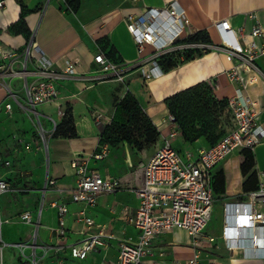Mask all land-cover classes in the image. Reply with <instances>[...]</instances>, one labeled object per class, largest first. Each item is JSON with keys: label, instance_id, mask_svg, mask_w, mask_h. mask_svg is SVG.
Listing matches in <instances>:
<instances>
[{"label": "crops", "instance_id": "crops-1", "mask_svg": "<svg viewBox=\"0 0 264 264\" xmlns=\"http://www.w3.org/2000/svg\"><path fill=\"white\" fill-rule=\"evenodd\" d=\"M4 5L0 8V52L11 49L19 50L21 53L36 48L39 55L55 64L57 68L64 65L66 60L76 63V70L84 77H70L58 85L61 100L57 104L44 105L39 108L42 114V123L47 131H52L53 121L60 125L63 119L59 111L71 108L75 121L77 138H52L48 143V157L44 165L35 155L33 160L25 161L22 165L28 170L15 171L13 169V157L8 156L4 147L3 139L12 134V138L18 145L30 144L34 147L36 138L32 120L22 112L16 104H13V114L10 115L3 109L0 112V154L4 161L11 162L10 167L1 166L0 175L11 182L18 189L27 190L17 194H6L1 197L0 209L4 219H12L24 211H31L33 217L38 219L43 190L46 185L47 175L51 176L56 187L63 190L60 193L56 188H48L45 192V208L40 216L41 228L39 230L41 242H51V228L59 225L57 210L50 205L53 202L65 203L69 207L66 217L67 228L72 231L76 228L74 213L82 208L81 204L72 202L71 190L76 187L77 173L73 167L75 160L84 161L91 170H99L103 174H109L121 180V189L112 195L101 196L96 208L90 209L89 215L95 220L96 226H108L109 231L118 238L136 239L139 231L129 224L124 209H128L133 215L139 206V201L131 192V188L139 184L137 174L131 170L124 175H115L105 166L106 160H96L94 156L99 152L102 125L93 118V113L98 112L113 118L114 106L120 103L128 95L133 96L147 115H151L158 107L165 106V100L175 94L191 88L199 83L214 80L216 83L215 94L218 98L234 96L237 86L232 84L227 72L234 67L229 61L227 53L219 50L224 42L219 23L230 21L231 28H244L250 32L257 24L264 28V0H139L132 3L130 0H80V8L77 13L66 10L63 0H0ZM172 1H177L185 11L187 27L182 32L178 48L171 53L168 60L176 62L177 67L171 71H163L160 67L154 71L152 78L146 80L142 73L137 71L130 74L125 82H106L98 84L91 80L98 66L94 63V57L98 53H104L111 57H118L121 62L135 63L139 60L136 43L127 29L126 17L130 14H143L146 8L163 9ZM25 10V22L30 33L29 37L23 34L11 32L9 28L21 18L22 9ZM198 33L208 34L212 44L192 43L190 38ZM249 38H247V42ZM147 49V53L150 52ZM201 51V55L195 54L192 60L183 62L184 58L191 52ZM27 61L29 71H34V60L26 59L24 53L14 62L12 68L16 70L19 64ZM9 63V61H5ZM1 64H4L2 62ZM259 73L258 82L249 88L251 96L260 102L264 101V56L256 61ZM148 69H152L151 66ZM18 80L16 91L21 89L22 80L11 81V86ZM28 82L32 84L33 78ZM0 104L5 99V88L0 86ZM4 90V92L2 91ZM169 114L167 109L160 113L159 121H163ZM53 120V121H52ZM154 123L156 120L152 119ZM261 124L264 128V114ZM170 126V125H169ZM167 132L161 131V141L154 153L162 147L163 136ZM38 141L40 137L36 136ZM183 138L175 142V147L181 150H189L190 146L182 147ZM12 141V140H11ZM42 143V141L40 140ZM15 143H10L11 147ZM43 144V143H42ZM180 146V147H179ZM195 146H206L198 142ZM192 147V148H193ZM113 150V149H112ZM111 150V151H112ZM11 151V150H10ZM246 152V151H244ZM244 152H236L220 163L215 172V205L212 220L217 214L219 220V235L208 231L218 240V249L224 251L225 256H217L220 264H264V242L257 248L247 246L243 249L229 250L222 240V232L225 224L224 209L230 204L245 198L246 193L254 191L257 184L264 183V139L252 152L254 165L248 175L244 176L241 166L244 162ZM111 153V152H110ZM109 153V154H110ZM108 154V155H109ZM35 160V161H34ZM146 161V162H147ZM129 162V161H127ZM30 163V165H28ZM28 166V167H27ZM130 166V165H129ZM133 168V167H132ZM27 171L30 176L27 179L15 181L16 175H23ZM254 180L248 182L251 175ZM220 189V191H217ZM128 194L134 200L132 203H124L119 195ZM29 198L32 203L26 204ZM18 202L20 206L14 214L6 213L3 200ZM37 204H40L37 206ZM53 214V222L49 223L47 215ZM7 225H24L14 222ZM29 227V226H27ZM31 228V227H30ZM32 236V228L30 229ZM256 231L243 230L241 237L253 236ZM257 233H259L257 231ZM264 237V230L260 232ZM186 233L176 230L168 237L155 242V252L167 251V259L185 261L193 256V249L188 246V241L183 237ZM80 237L70 232L66 238L69 242H75ZM31 238H29L30 240ZM27 240V241H29ZM25 241V242H27ZM17 243V242H7ZM21 243V242H20ZM186 243V244H184ZM214 251V250H213ZM114 258L115 250L110 252ZM155 258V256H154ZM54 264H59L57 257H51ZM101 255L91 254L86 261L70 259V264H99ZM44 263L43 261L40 263Z\"/></svg>", "mask_w": 264, "mask_h": 264}, {"label": "built area", "instance_id": "built-area-1", "mask_svg": "<svg viewBox=\"0 0 264 264\" xmlns=\"http://www.w3.org/2000/svg\"><path fill=\"white\" fill-rule=\"evenodd\" d=\"M63 2L65 4V0ZM3 5L4 1H0V8ZM126 22L128 32L136 43L139 60L135 63L115 62L104 53H98L94 57L98 69L91 77L98 84L125 82L130 74L137 71L146 80L152 78L154 71L159 68V59L179 47L178 42L188 24L185 11L177 1L170 2L163 9L146 8L143 14H130L126 17ZM219 26L224 42L218 48H222L229 61L234 64L227 72V77L237 86L235 95L226 98L228 108L225 134L213 146L178 149L174 144L179 138H183L182 130L176 117L169 112L162 122L174 128L168 135L162 134V147L147 162L139 165V184L131 188L139 206L133 215L126 208L123 212L129 224L139 231L137 238L121 239L112 234L107 225L96 226L88 211L97 207L99 197L117 193L122 187L121 180L99 170L89 169L85 160H75L73 167L78 179L70 194L73 203L82 205L74 213L76 228L72 231L67 228V204L53 202L50 206L57 210L59 225L50 229L51 242H41L40 216L46 204L45 192L48 188L64 192L56 187L55 180L48 174L38 219L33 217L31 211H24L12 219H4L0 209V264H3L7 248H17L24 260L31 264H39L51 257H57L59 264H70V259L86 261L91 254L96 253L101 255L99 264H220L217 256L205 251L219 248L216 244L218 238L207 232L215 205L214 170L236 152H253L264 139V128L261 124L264 101L255 100L249 93V88L256 85L259 78L256 61L264 56V28L257 24L246 33L242 27L235 30L231 28L229 20L220 22ZM148 48L151 49L149 53L146 52ZM22 53L26 59L34 60V71L28 70L27 62L23 64L21 71L13 70L14 62ZM0 60L10 62V74L0 73V84L6 92L5 99L0 104V112L5 109L12 115L13 104H16L32 120L40 140L48 146L49 141L54 138L58 124L52 120L53 129L47 131L43 126L39 108L57 104L61 100L58 90L60 82L85 75L79 74L76 63L70 60L57 68L43 55H39L36 48L21 53L16 49L0 52ZM7 66L9 64H2L0 70ZM149 66L152 69H148ZM5 78L10 81L9 85ZM29 78L34 79L32 84L28 82ZM15 79L23 81L19 91L11 86V81ZM208 84L215 93V81L210 80ZM59 116L64 119L66 111L61 109ZM93 118L103 127L113 121V118L98 112L93 113ZM112 149L109 144L100 145L94 158L103 160ZM1 166L10 167L11 162L4 161L0 154ZM130 167H133L132 164ZM25 191L27 190L18 189L0 175V200L3 195ZM244 195L243 200L224 209L226 217L222 240L229 250L247 246L257 248L264 242V237L260 234L264 230V183L260 182L256 190ZM14 222L32 228L29 241L7 243L3 240V226ZM176 230L184 231L190 239L188 243L192 245L194 254L188 260H169L167 251L156 253L154 250L156 241L168 237ZM243 230H255L256 233L244 238L241 237ZM70 232L80 238L75 242L67 241ZM112 250L116 252L114 258L109 255Z\"/></svg>", "mask_w": 264, "mask_h": 264}, {"label": "rangeland", "instance_id": "rangeland-1", "mask_svg": "<svg viewBox=\"0 0 264 264\" xmlns=\"http://www.w3.org/2000/svg\"><path fill=\"white\" fill-rule=\"evenodd\" d=\"M21 57V56H20ZM8 61V60H7ZM4 62L3 60H0V66L2 65L1 63ZM27 61L23 62L26 63ZM5 63V62H4ZM9 66L3 68L0 70V73H5V74H10V62L7 63ZM23 64H19L18 68L16 69L17 71H21L23 68ZM7 84H10V81L8 78H5ZM1 81V80H0ZM20 82L16 80L13 83V88L16 89V86ZM1 86V84H0ZM0 89H2L0 87ZM7 90V89H6ZM6 93V92H4ZM204 94V101L201 102L200 104H197V106L190 107L192 105L191 103H186V106H189L190 108L188 109L187 113L182 115L180 112H178V119H179V124L178 126H184L186 128L189 138H194L197 136L195 132L202 131L206 132V136L201 137L200 143L204 144L206 143V140L210 142L214 136H217L221 130L219 129V119L218 117L221 114V108L218 106L215 102H217V99L214 97L212 93L209 91L203 92ZM123 101V102H122ZM124 99L120 101L116 106H114V112H113V117H114V127L115 128H127L128 130L132 131V138L131 142L128 143L125 142L121 139V137H115L113 139L114 141V146L113 150L111 153L105 158L106 160V165L109 169L110 172L115 174V175H124L125 173H128L129 170L132 171L133 174H137V178L139 179V165L142 163H145L147 159L152 155V153L158 148V145L160 144L161 138L158 136L156 142L150 143V137L149 133L147 130V127L149 125L148 119H150L153 124L156 126L159 135L160 131H165L167 132L169 130L170 126L165 125L162 121H159L160 119V113L162 110L167 109L168 107L165 104V106L158 107L155 112H153L150 116L147 115L146 119L142 112L139 110H135V117L133 122H131V114L128 113L127 109H125V104H124ZM169 111V110H168ZM156 120L157 123H154L152 120ZM35 127V126H34ZM174 127H171V130ZM115 131V130H114ZM150 132V131H149ZM14 133V132H13ZM12 133V134H13ZM12 134L10 133L9 135H6V137L3 139L4 147H6L8 153V156L13 157V169L15 171H22V170H28V168H25L22 164L30 160V162L33 160L34 156L36 155L38 160L41 162L42 165H44L45 158L48 157V148L47 145L42 144L40 140L38 141L37 135L38 132L36 129L33 130L34 137L36 138V143L33 146L30 144H26L25 146L18 145L12 138ZM39 136V135H38ZM161 136V135H160ZM12 140V141H11ZM182 141V147H187L190 146L191 143L188 140H181ZM15 143L13 147H11L10 143ZM136 144H140L143 149L140 150L139 147ZM175 146V144H174ZM180 147V146H179ZM11 150V151H10ZM35 161V160H34ZM129 161V162H127ZM132 164L133 168H131L129 165ZM30 165V163H28ZM28 167V166H27ZM24 174L21 175H16L15 181L17 182L18 180L21 179H27L30 174L27 171H23ZM217 191H220L218 189ZM33 198H29L27 200L26 204L32 203L31 200ZM119 199L122 200L124 203H132L134 204V200L132 197L128 194L125 195H119ZM4 210L6 213H13L14 211L17 210V208L20 206L19 201L18 202H11L8 200H3L2 202ZM40 204H37L39 206ZM47 220L49 223L53 222V214L49 213L47 215ZM219 220L217 218V214L215 215L208 231L210 233H213L215 235H219ZM31 228L24 226V225H7L3 228V240L5 242H25L29 240L30 233H31ZM184 241H190V239L185 236L183 237ZM186 244V243H184ZM192 248V245H188ZM193 249V248H192ZM207 252H216L215 254L217 256H222V254L225 256L224 251L222 249H217L214 248L213 250H207ZM194 254V251H193ZM42 264H54L51 258H46ZM3 264H31L27 260H24V258L21 256L20 251L17 248H7L4 252L3 256ZM40 264V263H39ZM87 264H93V263H87Z\"/></svg>", "mask_w": 264, "mask_h": 264}, {"label": "trees", "instance_id": "trees-1", "mask_svg": "<svg viewBox=\"0 0 264 264\" xmlns=\"http://www.w3.org/2000/svg\"><path fill=\"white\" fill-rule=\"evenodd\" d=\"M65 8L67 11H71L73 13H77L79 11L80 8V0H65ZM25 10L24 7L22 9V14H21V18L18 22H16L15 24H13L9 30L11 32H15V33H20L25 35L26 37H29L30 31L27 28L26 22H25ZM190 42L192 43H204V44H212L208 34H203V33H198L197 35H195L194 37L189 39ZM179 43V42H178ZM201 51H196L191 52L190 54H188L185 58L183 62H187L193 59V57L195 56V54L197 55H201ZM108 58L112 59L115 62H121L118 57H111L107 54H105ZM171 56L170 54H167L163 57H161L158 61V65L159 67L163 70V71H171L172 69L176 68L178 65L176 62H171V60H168ZM209 91L210 93H212L214 95V97L217 99V102H215L218 106H220L221 108V114L218 117L219 119V129L221 130V132L217 135L214 136V138L208 142L207 139L205 145L206 146H213L214 144H216L221 137L225 134V129L224 126L226 124V120H227V108H228V100L226 98L224 99H218L217 96L214 93L213 88L208 84V82H202L199 83L191 88H188L184 91H181L177 94H175L174 96L167 98L165 100V104L168 107V110L171 114H173L176 117V121L177 124H179V119H178V112H180L182 115L186 114L188 109L190 107H193L194 105L197 106V104H200L201 102L204 101V94L203 92ZM123 102V101H122ZM124 104H125V109H127L128 113L131 114L132 118H131V122H133L134 117H135V110H139L140 112H142L143 116L147 118V114L144 112V110L142 109L141 105L138 103V101L131 95H128L125 99H124ZM186 103H191L192 105L186 106ZM66 117L63 119L62 123L60 125L57 126L56 132L54 137L55 138H68V139H74L77 138V130H76V125H75V121L74 118L72 116V110L71 108H67L66 110ZM114 117H113V121L110 125L104 126L102 127V132H101V139H100V145L103 144H109L112 148H113V144L114 141L113 139H115V137H121V139L125 142L128 143H132L131 142V138H132V131L128 130L127 128L123 127V128H115L114 127ZM149 121V125L147 127L148 133H149V137H150V143H155L158 136L159 132L156 128V126L153 124V122L148 119ZM181 130H182V136H183V140H188L190 141L191 145L190 147H193L194 145H196L198 142L202 141L201 137L203 139V137L206 136V132H202V131H198L195 132V134H197L196 137L194 138H189V134L186 130V128H184V126H180ZM115 130V131H114ZM150 131V132H149ZM140 150L143 149V147L140 144H136ZM246 151V152H244ZM242 151V153L244 152V162L241 166V170L244 176L248 175V173L251 171L253 165H254V159H253V155L251 151L248 150H244ZM254 175H251L248 179V182L253 181L254 180ZM258 187V184L256 185V187H254V190H256Z\"/></svg>", "mask_w": 264, "mask_h": 264}, {"label": "water", "instance_id": "water-1", "mask_svg": "<svg viewBox=\"0 0 264 264\" xmlns=\"http://www.w3.org/2000/svg\"><path fill=\"white\" fill-rule=\"evenodd\" d=\"M219 50H222V48H218ZM224 51V50H223Z\"/></svg>", "mask_w": 264, "mask_h": 264}, {"label": "bare ground", "instance_id": "bare-ground-1", "mask_svg": "<svg viewBox=\"0 0 264 264\" xmlns=\"http://www.w3.org/2000/svg\"><path fill=\"white\" fill-rule=\"evenodd\" d=\"M228 56V55H227ZM228 59H229V57H228ZM3 92H4V90H2Z\"/></svg>", "mask_w": 264, "mask_h": 264}]
</instances>
